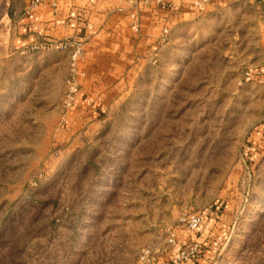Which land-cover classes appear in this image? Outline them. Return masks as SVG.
<instances>
[{"label": "rangeland", "instance_id": "obj_1", "mask_svg": "<svg viewBox=\"0 0 264 264\" xmlns=\"http://www.w3.org/2000/svg\"><path fill=\"white\" fill-rule=\"evenodd\" d=\"M28 3L0 0V264H138L211 206L229 218L203 264H264L258 42L188 23L130 96L84 98L77 70L66 107L69 63L9 44Z\"/></svg>", "mask_w": 264, "mask_h": 264}, {"label": "crops", "instance_id": "obj_2", "mask_svg": "<svg viewBox=\"0 0 264 264\" xmlns=\"http://www.w3.org/2000/svg\"><path fill=\"white\" fill-rule=\"evenodd\" d=\"M191 2L43 0L32 12L19 17L9 44L20 49L34 42L75 39L84 49L78 61L84 98H126L136 88L146 65L154 63L158 53L170 43L172 32L184 29L188 23L204 22L214 27L221 18H226L227 26L236 38L242 36L239 43L245 55L250 49L247 44L251 40L258 42L257 53L250 59L249 67L264 70V0H209L202 12L191 10ZM164 27L168 33L163 37ZM248 35L251 38L247 39ZM49 53L54 63L61 59L69 63V50ZM258 81L262 83L264 77ZM88 87L91 91H87ZM95 106L103 108L107 103ZM225 218L229 215L222 207L202 211L201 234L194 237L184 228L177 244L160 253L150 264H171L180 247L191 241L200 242L204 252L197 259L182 264L205 263L211 258L209 249L214 240H223Z\"/></svg>", "mask_w": 264, "mask_h": 264}, {"label": "built area", "instance_id": "obj_3", "mask_svg": "<svg viewBox=\"0 0 264 264\" xmlns=\"http://www.w3.org/2000/svg\"><path fill=\"white\" fill-rule=\"evenodd\" d=\"M209 0H192L190 4V9L198 12H202L205 9V5ZM43 0H29L28 5L26 6L25 14H29L36 7L41 5ZM168 33V29L166 27L163 28V37ZM48 51V50H69V65L72 72V77L69 80L68 91L66 95V107H70L73 101L75 100L78 86H77V77L78 73V61L81 59L84 53V49L82 44L75 39H64L60 41L55 40H45L40 42H34L29 45H26L22 48V53L28 51ZM244 75L248 78H256L257 80H261V77H264V70H253L248 67L244 72ZM264 83V81H263ZM211 206L208 210L213 211L215 207ZM184 228L194 236H198L202 232L201 228V213H191L180 219ZM177 244V237L173 231L168 232L166 237L165 247L158 248H150L145 247L141 249L138 264H150L154 262L160 253L165 252L175 246ZM201 248L200 243L198 241H191L190 243L184 244L180 249L176 252V254L171 259V264H182L186 263L190 260L197 259L200 256Z\"/></svg>", "mask_w": 264, "mask_h": 264}, {"label": "trees", "instance_id": "obj_4", "mask_svg": "<svg viewBox=\"0 0 264 264\" xmlns=\"http://www.w3.org/2000/svg\"><path fill=\"white\" fill-rule=\"evenodd\" d=\"M38 52V51H37Z\"/></svg>", "mask_w": 264, "mask_h": 264}]
</instances>
